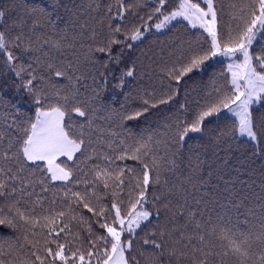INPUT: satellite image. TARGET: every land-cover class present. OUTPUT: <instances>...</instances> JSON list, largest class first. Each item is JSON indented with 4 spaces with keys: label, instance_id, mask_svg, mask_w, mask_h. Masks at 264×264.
<instances>
[{
    "label": "snow or ice",
    "instance_id": "6c2138e0",
    "mask_svg": "<svg viewBox=\"0 0 264 264\" xmlns=\"http://www.w3.org/2000/svg\"><path fill=\"white\" fill-rule=\"evenodd\" d=\"M220 3L108 0L103 5L101 24L107 35L102 45L91 49L89 60L99 62L95 53L106 54L107 60L101 63L104 69L119 65L125 53L133 49V42L143 41L146 33L163 30L174 21H186L191 28L207 34L196 47L190 42L188 48L177 44L169 53L175 59L161 69L168 83L159 95L153 91L139 96L141 103L135 108L121 105L109 109L111 116L119 117L121 126L142 118L147 121L153 109L172 104L182 83L187 82L185 78L209 71L213 61L222 58L225 62L219 73L210 77L211 90L203 103L189 111L177 102L178 111L173 117H165L162 133H141L132 145L121 140L118 151L113 142L107 143V150H102L103 145L93 147L99 143L98 137L93 139V133L99 131L94 126V102L109 86L108 76L101 72L99 91L94 89L91 98L81 100L78 89L65 91L56 83V78L70 83L79 79L70 75L71 65L61 68L49 60L45 77L32 64L21 61L18 52L31 54L48 40L34 42L25 37L23 28L14 36L6 28L0 29V56L15 77L11 87L33 110L29 115L19 103L8 100L11 111L4 119L9 123L0 124V264H139L134 245L141 232L149 237L143 244L158 250L151 254L153 264H161L165 252L169 258H176V264H226L230 256L235 264H264V203L260 205V230H242L238 217L234 223L230 215L239 207L234 199L221 205L222 210L214 217L209 212L208 206L215 200L205 192L207 181L199 175L198 155L191 173L178 184H170L164 175H175V157L191 134H212L210 125L222 114L231 119L225 118L223 126L215 130L218 143H228L238 136L264 142V110L257 111L264 109V44L255 47L264 40V0H230L231 23L223 27L218 18L224 10L217 7ZM91 7L99 11L101 4L92 0ZM29 11L35 13L33 31L40 24L37 17L52 24L46 9ZM7 14L8 9H0V24L7 23ZM33 43L38 45L36 49ZM51 46L60 49L62 44L53 41ZM116 46H120L118 55L113 53ZM36 61L39 63L40 58ZM137 61L125 66L111 87L123 91L128 78L137 74ZM49 82L51 91L45 87ZM4 104V88L0 85V107ZM126 160L137 164L122 163ZM54 182L60 183L52 187ZM37 188L41 193L51 191L52 197H41ZM174 198L179 206L173 203ZM176 216H185V226L191 225L192 231L176 235ZM5 228L22 236L31 249L29 259L4 258L5 248L9 256L14 248L12 237L2 231ZM193 236L198 245H192ZM257 241L258 250H254ZM216 256L221 257L218 262L209 259Z\"/></svg>",
    "mask_w": 264,
    "mask_h": 264
},
{
    "label": "trees",
    "instance_id": "16d2710c",
    "mask_svg": "<svg viewBox=\"0 0 264 264\" xmlns=\"http://www.w3.org/2000/svg\"><path fill=\"white\" fill-rule=\"evenodd\" d=\"M98 2L101 4L99 11L91 7L92 0H0V9H8L7 23L0 24V29L6 28L14 36L23 28L25 37L31 38L34 42L38 41L43 44L44 40H48V44H43L40 50L33 51L31 54L18 52L21 61L25 65L32 64L33 68L45 77L48 76L45 65L49 60L61 68L71 65L70 75L79 77V79L70 83L67 79L56 78V83L65 91L73 88L78 89L81 100L91 98L94 89L99 91V85L102 82L101 72L108 76L109 86L105 91L99 93V100L94 102L96 106L94 126L99 131L93 133V139L96 140L98 137L99 143L94 144L93 147L103 145L102 150H107V143L113 142L118 151L121 140L132 145L141 133L149 130H159L162 133L165 117H173L178 111L177 102L186 105L189 111L195 109L197 103H203V97L211 90L210 77L213 74H218L225 62L213 61L209 71L194 74L191 79L185 78L187 82L182 83L180 94L172 104L161 105L159 108L153 109L147 121L142 118L139 121H128L124 126H121L119 117L111 116L109 109H118L121 105L135 108L141 103L139 96L145 95V93L152 94L153 91L159 95L168 83L161 69L175 59V57H170L169 53L177 44H183L184 48H188L190 42L193 47H196L197 41L203 43V38L207 34L203 30L191 28L186 22H177L163 33L151 31L143 41L134 44L133 49L125 53L119 65L110 64L108 69H104L101 67V63L107 60L106 54L95 53L99 62L89 60L91 49L102 45L107 35V29L101 24V20L103 19V5L107 4L108 0H98ZM229 2L230 0H221V3L217 5L218 8L223 7L224 9L222 13H218L221 27L231 23ZM54 3L57 5L56 7H53ZM31 9H46L52 24H46L43 17H37L40 24L33 31L32 20L35 13L30 14L29 10ZM53 41H60L62 47L60 49L53 48L51 46ZM261 44H264V40L259 41L255 47L259 49ZM37 47L38 45L33 43V48ZM119 51L120 46L113 48L114 54L118 55ZM36 57L40 58L39 63H37ZM138 57L139 61H137ZM133 61H137L136 76L128 78L123 91L111 87L114 78ZM14 79L11 71L4 64L3 57L0 56V85H3L5 93V104L0 107V124L5 126L9 120L4 117L11 111V105L7 103L8 100L19 103L22 111L29 115L33 112L28 101L21 99L11 87ZM45 87L51 91V82ZM261 110L264 109H257V111ZM225 118L231 119L227 114H222L220 118L213 120L210 125V129L213 130L212 134H191V138L186 141L185 146L175 157L178 165L175 175L172 173L164 175L170 184H178L191 173L195 156L198 155L200 159L199 175L207 181L205 192L210 193L215 200L214 205L208 206L212 216L214 217L216 212L222 210L221 205H228L229 200L234 199L239 207L230 212L233 222L235 223L238 217L239 227L242 230L251 229L253 232H258L260 230V205L264 203V199H261L264 196V142L254 144L238 136L228 143H218L214 138L215 130L223 126ZM76 119L83 120L78 117ZM128 129H131V132ZM12 131L15 133L16 130L12 129ZM160 155L164 154L161 152ZM67 163L71 164L72 162ZM122 163L133 166L137 164L134 160H126ZM59 183L54 182L52 187L58 186ZM36 192L41 197H52L51 191L41 193L37 188ZM194 194L197 197L200 196V192ZM207 198L205 196V199ZM173 203L179 206V202L175 198ZM189 204H193L191 197H189ZM0 206L3 205L0 204ZM223 210L227 211L228 209ZM184 213L186 216L187 209H184ZM185 216L175 217V225L178 229L176 235H179L180 231H192L191 225L185 226ZM148 230H151L150 225ZM2 231L12 237L14 244L11 256L7 254V247L5 248L4 258L14 261L29 259L31 249L24 244L22 236L18 237L15 232L6 228ZM145 238L149 237L141 232L138 243L134 245V253L139 264H153L151 254L158 250L154 249L151 244H143ZM198 244V239L193 236L192 245ZM258 244L257 241L254 250H258ZM177 247H182V245H177ZM215 251H220V248L217 247ZM209 259L218 262L221 257H209ZM170 260L171 264H176V258H169L165 252L161 264H169ZM226 264H235V258L228 257Z\"/></svg>",
    "mask_w": 264,
    "mask_h": 264
},
{
    "label": "rangeland",
    "instance_id": "374dc122",
    "mask_svg": "<svg viewBox=\"0 0 264 264\" xmlns=\"http://www.w3.org/2000/svg\"><path fill=\"white\" fill-rule=\"evenodd\" d=\"M177 22H186V21H182V20H177V21H174V22H172L168 27H166L165 29H163V30H160V31H156L155 29H153L152 31H154L155 33H163V32H165L172 24H175V23H177ZM187 23V22H186ZM200 30H202V29H200ZM150 32H148V33H146V35H145V37L149 34ZM134 44H136V43H138V42H133ZM219 60H221V61H223V59L221 58V59H219ZM228 116H230V115H228ZM240 138H243V139H246V140H248V141H250V142H252V143H254V144H256V142L255 141H251V140H249L248 138H246V137H240Z\"/></svg>",
    "mask_w": 264,
    "mask_h": 264
}]
</instances>
